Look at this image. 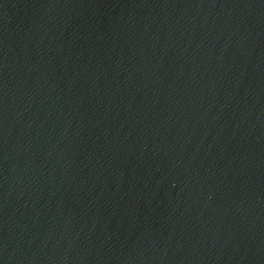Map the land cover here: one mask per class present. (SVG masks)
I'll list each match as a JSON object with an SVG mask.
<instances>
[{
    "label": "water",
    "instance_id": "95a60500",
    "mask_svg": "<svg viewBox=\"0 0 264 264\" xmlns=\"http://www.w3.org/2000/svg\"><path fill=\"white\" fill-rule=\"evenodd\" d=\"M0 264H264V0H0Z\"/></svg>",
    "mask_w": 264,
    "mask_h": 264
}]
</instances>
